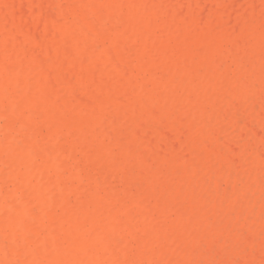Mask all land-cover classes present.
<instances>
[{
	"label": "bare ground",
	"instance_id": "bare-ground-1",
	"mask_svg": "<svg viewBox=\"0 0 264 264\" xmlns=\"http://www.w3.org/2000/svg\"><path fill=\"white\" fill-rule=\"evenodd\" d=\"M17 1L0 0V264L264 258V21L229 27L241 0L232 21L182 0L181 26L163 25L175 0H26L29 22ZM203 19L222 32L198 55Z\"/></svg>",
	"mask_w": 264,
	"mask_h": 264
},
{
	"label": "rangeland",
	"instance_id": "rangeland-1",
	"mask_svg": "<svg viewBox=\"0 0 264 264\" xmlns=\"http://www.w3.org/2000/svg\"><path fill=\"white\" fill-rule=\"evenodd\" d=\"M166 1V0H165ZM178 1H180V2H178ZM195 1V2H194ZM198 1V0H197ZM196 0H193V2L192 3H196V4H198L199 2H197ZM208 1V3L212 6L213 5V1L214 0H207ZM231 1V2H230ZM237 1H239V0H227V3H226V0H220L217 4L218 5H216V2L214 3V7L213 8H211V6L209 5V7L210 8H207V12L205 13L204 11V14H205V16H202V17H204V19L206 20V17H207V14L208 13H213L214 14V11L216 10V9H218V8H220V9H218V10H216L215 12L217 13L219 10V12L218 13H223L224 12V9H226V7L227 6H229L228 8H227V10L229 11V12H231V10H232V12L234 11V10H236V9H239V12H235V18H234V16H231V19H233V22H231V23H229L228 24V26L229 27H232L233 28V30L235 31L236 30V32H237V29H238V31L239 30H245V32H248V33H251V31H253V28H255V26H256V24L258 25V24H260L262 21H264V16H262V14L264 15V11H263V7H264V0H263V2H260V1H262V0H256V3H254L255 2V0L253 1H250V0H241V1H239V4H238V2ZM248 1V3H246ZM250 1V2H249ZM225 2V3H224ZM229 2V3H228ZM240 2H242L243 4L244 3H246V4H244L245 6H246V9L244 8V6H243V4L241 5L242 7L240 8V6H238V5H240ZM17 4H16V6H17V9H19V7H20V5L21 4H23V3H25V6H24V4L22 5V6H24L23 8H25V13H26V15H27V17L29 18V22H31V21H34V17H35V15H37V13L39 12V8L37 7V6H35V7H33L34 9L36 8V10L32 13V10H33V8H32V6H30L28 3H27V1L26 0H18L17 2H16ZM177 3V4H176ZM234 3V4H233ZM254 3V4H253ZM260 3V4H259ZM172 4V3H171ZM169 5L168 6V4H165L164 5V7H163V13H165V11L167 12V10H166V8H165V6L168 8V10H170L171 12H169V15L167 16V14L164 16V18L165 17H167V19L165 18V20H163V25L166 23V25H164V26H167V25H169V23L171 22V21H169L170 20V18H172V20H174V22L176 23V24H179L178 26H181V24L183 23V21L184 20H186V19H184L185 17H187V19L189 18V11H190V9H189V7L188 6H186V5H184L183 3H182V0H175L174 2H173V5L174 4H176L177 5V7H176V5H175V7L173 6V5ZM183 6H182V5ZM199 4H204V0H203V2H201V3H199ZM226 4V5H225ZM227 4H229V5H227ZM238 4V5H237ZM256 4H258L257 6L259 7H257L258 8V10L255 8V9H252V6L253 7H255L254 5H256ZM216 5V6H215ZM223 5H224V8H222L223 7ZM235 5V7L236 6H238V7H236V9H233V7L232 6H234ZM252 5V6H251ZM261 5V6H260ZM263 5V6H262ZM186 8H185V7ZM251 6V7H250ZM184 7V11L183 10H181L182 8ZM216 7V8H215ZM247 7L249 8L248 9V11H247ZM23 8H22V10H23ZM171 8V9H170ZM222 8V9H221ZM232 8V9H231ZM174 9H176L175 11H183V14H182V17H180V11L178 12V15H176L177 13L174 11ZM187 9V10H186ZM213 9H214V11H213ZM244 9L246 10L245 12H244ZM252 11H251V10ZM186 10V11H185ZM213 11V12H211V11ZM226 10V13H228V11ZM262 10V11H261ZM258 11L261 13V15L258 13ZM23 12V11H22ZM185 12V13H184ZM247 12H248V14H247ZM32 13V14H31ZM171 13V14H170ZM182 13V12H181ZM225 13V12H224ZM223 13V14H224ZM245 13V14H244ZM253 13H254V15H253ZM24 14V13H23ZM247 17V15H249V17H247V20H248V18L250 19V20H248L247 22H246V20L244 19V18H246V17H244L243 18V16L244 15ZM247 14V15H246ZM252 14V15H251ZM25 15V14H24ZM175 15V16H174ZM239 15V18H236L237 16ZM242 17H241V16ZM257 15H260V16H257ZM30 16V17H29ZM224 16L227 18V20H231L230 19V16H229V18H228V16L226 15V14H224ZM254 16V19H252V17ZM26 17V16H25ZM26 17V18H27ZM168 17H169V20H168ZM258 17H260V18H258ZM27 18V19H28ZM174 18H177V19H174ZM183 19V21H181L182 19ZM241 18H242V21H240L241 20ZM203 19V21L202 20H200V22H201V25L199 24V22H196V23H194V26L191 24V26H190V28H191V31H192V33H191V35L190 36H192V34L195 36V38H194V36L193 37H191V38H189L188 39V36H187V38H186V40H184L183 41V43L185 42V46H186V42H190V41H192L193 40V44H192V42H190L193 46H194V48L196 47L197 48V50H196V48L194 49L196 52H194V50L192 49L193 48V46L192 45H190V43H187V46H189V48L188 49H190L191 50V52H192V55L194 54V53H196V54H198V55H200L199 53H200V51H201V54L203 55V50H201L203 47H202V40H205V38H206V36H207V38H210V37H212V34L214 35V33H215V35L214 36H217L216 35V31H217V34L219 35L220 34V32H222V26L221 25H217L216 24V26H215V24H214V22H212L213 24L211 25V22L209 21V22H204L205 20ZM256 19V20H255ZM167 20H168V22H167ZM177 20V21H176ZM187 21V20H186ZM232 21V20H231ZM258 21V22H257ZM182 22V23H181ZM185 22V21H184ZM227 22H229V21H227ZM239 22V23H238ZM198 23V24H197ZM206 23H209L210 25H208V24H206ZM234 23V24H233ZM241 23V24H240ZM203 24V25H202ZM232 24V25H231ZM238 24H240L239 26L237 25V29H235L234 27H236V25ZM262 24H263V22H262ZM199 25V26H198ZM247 25V26H246ZM197 26V27H196ZM204 26V27H203ZM209 26H211V28L209 27ZM220 26V27H219ZM245 26H246V28H245ZM201 27V28H200ZM205 27H207V28H209V29H213V32L211 31V36L209 35V33H210V31H208V29L207 28H205ZM251 27H253L252 29H250ZM257 27V26H256ZM192 28H193V30H192ZM195 28V29H194ZM200 28V29H199ZM219 28H220V30H219ZM197 29V30H196ZM201 29H203L202 30V32H201ZM205 29H207V31L209 32H206L205 31ZM199 30H200V32H201V34L199 33ZM215 30V31H214ZM247 30V31H246ZM193 31H194V33H193ZM198 33V34H196V32ZM220 31V32H219ZM205 34V36H204V34ZM208 33V34H207ZM199 35H201V36H199ZM208 35H209V37H208ZM197 36V37H196ZM194 38V39H193ZM196 38H197V41L199 40V42H197L196 43V46H195V40H196ZM204 38V39H203ZM185 39V38H184ZM188 39V40H187ZM201 40V41H200ZM198 43H200L201 45H200V47H199V45H198ZM163 45H165L164 47H167V45L166 44H163ZM261 48H263L262 50H263V52H264V39L262 40V42H261ZM68 47H69V50L70 51H72L73 49H72V46L70 45V44H68ZM163 47V48H164ZM199 47V48H198ZM167 48H165V50H166ZM200 49V51L198 52V50ZM175 52L174 50H169L168 52H169V54H171V52ZM177 51V50H176ZM263 52H261L262 54H263ZM177 53V52H176ZM253 53H255L254 54V57H256V61L258 62V64H259V62H260V65H264V54L263 55H261V56H259V54H256V52H253ZM168 54V56H169V58H171V56H172V54L171 55H169ZM195 55V54H194ZM259 56V57H257V56ZM174 56H177V54H175L174 53ZM174 56H172V58L174 57ZM217 56V57H216ZM219 56H220V54L219 53H216L215 55H214V57H216L217 59H219ZM200 57V59L199 60H201V62L203 63V65L204 66H206L207 65V63L210 61V59L211 58H209V57H201V56H199ZM198 57V58H199ZM263 59H262V58ZM171 58V60H173V59H175V58H173L172 59ZM258 58V59H257ZM260 58V59H259ZM207 59V63H205V60ZM262 59V60H261ZM262 61V62H261ZM256 62V63H257ZM263 63V64H262ZM220 66V67H219ZM223 68V63H219V65H218V70H221ZM179 94H180V91L178 92ZM177 93V97L179 98V99H181V96L183 95L182 93H184V91H182L181 90V94L179 95ZM184 95H185V93H184ZM183 95V96H184ZM183 96H182V98H183ZM196 97L197 98H199V94H197L196 95ZM153 99H146L145 101H136L135 103H134V106H136V104H137V106H136V108H138V109H140L142 106H143V104L145 103L148 107H152V106H155V101L153 100ZM144 102V103H143ZM247 118H248V116L245 118V120H247ZM242 119H244V117L242 118ZM240 120V125H242L243 126V124H245V122L246 121H244V120ZM134 135L131 133L130 134V138H132ZM204 138H202L201 140H202V143L204 142V140H203ZM208 139V138H207ZM208 141V142H207ZM206 141V139H205V142L206 143H204L205 145H208V143H209V145L211 144L210 142H211V140L210 139H208ZM184 144H182V145H180L178 148L176 147V149H177V152L179 153V152H181V153H179V155H181V156H183V151H184ZM182 150V151H181ZM197 150H194L193 151V157H196L197 156ZM179 183L182 185V183L184 184L185 182H184V179H179ZM217 240V241H216ZM221 240H223V238H222V236H218V238H216V239H213V242L215 241V243H217V242H219V241H221ZM212 242V241H211ZM212 242V243H213ZM217 249V252H219V250H220V254H221V249H220V247H219V245H218V247H216ZM241 249V255H239L240 256V258L239 257H236V256H231L230 258H229V260L228 261H230V262H233V261H244V260H247V264H250L252 261H253V259H256L255 260V262H253V264H264V258H262L263 256H259V255H257L256 254V256H255V253H251V249L249 250V247H243V248H240ZM248 252H250V255H248L249 253ZM243 255L246 257V256H251L250 258L249 257H247L248 259H244V258H242L243 257ZM221 255H219V254H217V264H222L223 263V260H221L222 258L220 257ZM259 258H258V257ZM255 257V258H254ZM260 259V260H259ZM263 259V260H262ZM231 260H233V261H231ZM219 261H220V263H219ZM249 262V263H248ZM206 263H208V264H212V263H210V261H206ZM252 264V263H251Z\"/></svg>",
	"mask_w": 264,
	"mask_h": 264
}]
</instances>
